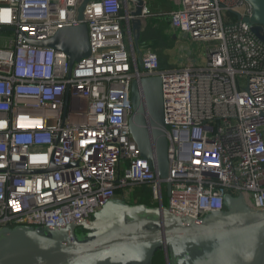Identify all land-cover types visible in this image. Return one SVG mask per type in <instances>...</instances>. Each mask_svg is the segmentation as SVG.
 I'll return each mask as SVG.
<instances>
[{"label": "built area", "instance_id": "2783aa9c", "mask_svg": "<svg viewBox=\"0 0 264 264\" xmlns=\"http://www.w3.org/2000/svg\"><path fill=\"white\" fill-rule=\"evenodd\" d=\"M80 2L0 0V28L11 31L0 34V229L91 219L139 187L197 220L224 210L225 194L264 208V41L243 19L251 5L176 0L172 27L204 55L163 68L152 48L139 65L132 4L90 0L79 18ZM82 23L91 54L73 66L64 51L32 43ZM144 76L163 79L165 178L130 128L132 83Z\"/></svg>", "mask_w": 264, "mask_h": 264}, {"label": "water", "instance_id": "95a60500", "mask_svg": "<svg viewBox=\"0 0 264 264\" xmlns=\"http://www.w3.org/2000/svg\"><path fill=\"white\" fill-rule=\"evenodd\" d=\"M89 1L81 0L79 18ZM124 1L132 4L130 25L142 67L139 38L147 0ZM246 1L253 12L243 19L264 41V0ZM32 43L64 51L71 66L91 54L86 23L63 27L54 37ZM131 101L132 135L141 155L165 178L169 159L162 77L135 79ZM224 200V210L199 220L167 206L115 198L91 219L54 227H4L0 229V264H154L160 251L166 264H264V208L251 207L243 195L225 194ZM78 227L86 231L78 234Z\"/></svg>", "mask_w": 264, "mask_h": 264}, {"label": "rangeland", "instance_id": "374dc122", "mask_svg": "<svg viewBox=\"0 0 264 264\" xmlns=\"http://www.w3.org/2000/svg\"><path fill=\"white\" fill-rule=\"evenodd\" d=\"M176 2V0H174ZM170 9H174L176 4L169 3ZM0 34L11 35V31L0 30ZM204 44L197 41L191 34L184 33L178 29L172 27L168 18L158 11V2L150 3L149 13L144 17L143 26L141 29V35L139 38V48L143 52L147 49H154L159 53L161 61L165 62V65L172 63H181L185 61L188 56H193L198 60L202 59L201 55H204L202 48ZM138 56V53H137ZM135 198L138 199V203L145 202L152 206H157L152 200L150 192H145L141 187L135 190ZM169 196L164 188V204H168ZM129 201V200H127ZM86 230L83 227L77 228V233L82 234ZM166 260V259H165ZM154 264H166L162 252H158L155 257Z\"/></svg>", "mask_w": 264, "mask_h": 264}, {"label": "crops", "instance_id": "0c3cea01", "mask_svg": "<svg viewBox=\"0 0 264 264\" xmlns=\"http://www.w3.org/2000/svg\"><path fill=\"white\" fill-rule=\"evenodd\" d=\"M155 3L158 2V11L160 12V15L163 14L165 15V17L168 18V21L169 23L171 24V12L177 8L178 4L177 2H175L174 0H147V8L149 10V6H150V3ZM173 3L176 4V7L174 9H170V6H169V3ZM190 57V55L188 56ZM183 62L181 63H174V65H179V64H182ZM161 64H162V67L163 68H168V67H171V66H174V65H171L172 63L168 64L167 66L165 65V62L164 61H161ZM163 257H164V261H165V256L163 254ZM166 262V261H165Z\"/></svg>", "mask_w": 264, "mask_h": 264}, {"label": "flooded vegetation", "instance_id": "af4514ba", "mask_svg": "<svg viewBox=\"0 0 264 264\" xmlns=\"http://www.w3.org/2000/svg\"><path fill=\"white\" fill-rule=\"evenodd\" d=\"M127 202L135 204V203H138V199L135 198L132 202L131 201H127ZM141 203H145V202H141ZM145 204H147V203H145ZM162 255H163V252H162Z\"/></svg>", "mask_w": 264, "mask_h": 264}]
</instances>
